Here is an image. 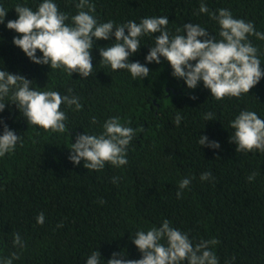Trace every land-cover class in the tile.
Wrapping results in <instances>:
<instances>
[{
  "label": "trees",
  "instance_id": "16d2710c",
  "mask_svg": "<svg viewBox=\"0 0 264 264\" xmlns=\"http://www.w3.org/2000/svg\"><path fill=\"white\" fill-rule=\"evenodd\" d=\"M18 2L35 9L39 0H0L9 9L0 24V61L8 71L34 80V86L62 95L72 89L82 108L61 105L70 135L28 125L15 104L6 105L0 113V119L21 134L22 141L13 153L0 157V257L16 252L19 259L13 264H85L87 256L98 249L105 260L120 251L138 259L141 253L130 234L166 218L188 232L194 243L216 238L219 264H264V152L236 151L229 126V120L243 108L264 116V78L248 95L217 100L202 82L188 89L171 75L163 58L160 64L147 65L148 77L134 81L126 70L113 71L100 63L95 45L92 74L70 77L62 70L31 62L13 45V36L19 34L7 29L6 23L17 18L13 7ZM77 2L56 0L59 9L70 15L78 11ZM204 2L210 13L228 8L235 17L253 21L257 30L264 31V0ZM93 3V15L102 22H139L145 16L163 15L169 18L167 28L172 34L183 23L194 22L218 36L215 20L198 12L200 0ZM249 39L260 49L264 63V41L255 36ZM108 43L96 41L101 47ZM142 43L151 45L154 39L145 36ZM147 45L130 59L144 63ZM208 111L215 114V120H204ZM178 112L182 120L177 125ZM112 116L138 129L128 146V163L119 168L106 163L99 171L87 170L83 161L73 164L67 147L71 141L84 130L98 133ZM199 135L219 141L220 148L200 147ZM205 171L213 178L201 181ZM253 172L257 175L249 181ZM113 177L119 178L117 183ZM184 177L192 181L178 198V182ZM40 212L45 214L43 225L36 223ZM16 232L25 241L23 249L13 246Z\"/></svg>",
  "mask_w": 264,
  "mask_h": 264
},
{
  "label": "clouds",
  "instance_id": "9594fccd",
  "mask_svg": "<svg viewBox=\"0 0 264 264\" xmlns=\"http://www.w3.org/2000/svg\"><path fill=\"white\" fill-rule=\"evenodd\" d=\"M77 12L69 14L59 9L56 0H39L35 9L27 3L18 2L13 7L16 19L8 20L6 28L14 30L12 43L18 47L33 63L48 65L51 70L59 69L72 77L78 73L87 78L93 72L92 49L96 46L100 63L110 66L113 71L126 70L132 79L143 80L149 76L150 63L166 60L171 75L184 82L188 89H195L201 82L210 91V96L220 100L225 96L240 97L264 78V63L261 62L260 49L252 43L249 36L264 41V31L257 30L253 21L237 18L228 8H219L210 13L204 0H200L199 13H208L218 26L217 34L211 33L199 23H183L172 34L167 25L168 16H145L139 22L127 20L117 24L113 20L99 21L93 15V0H78ZM8 8L0 3V24H3ZM158 33V35H154ZM150 36L151 45L143 44L142 39ZM98 40L110 41L101 47ZM142 45L148 46L144 63L133 61L130 57L137 53ZM39 51V54H38ZM72 89L68 94H61L51 88L39 87L34 80L23 74L8 71L0 61V113L6 105L15 104L28 125H35L52 132L70 135L68 117L61 108L74 106L80 110L82 104ZM195 98V97H193ZM214 113L205 112V121L215 120ZM182 120L179 112L175 116L178 125ZM92 124L96 117H92ZM233 130L230 140L236 145V151L264 152V116L249 108L241 109L229 120ZM102 130L85 131L71 141L69 160L87 170H102L106 163L122 167L128 163L127 151L138 129L122 123L118 116L106 119ZM200 147L219 149L220 143L210 140L207 135H199ZM22 143L21 134L10 128L0 119V157L13 153ZM257 173L249 174L252 181ZM212 173L205 171L200 180L212 179ZM118 177L112 182L117 183ZM191 177H184L178 182L177 197L191 184ZM103 203V201H101ZM44 212L36 216V223L43 225ZM62 227V225H58ZM141 253L138 259L128 258L126 252H113L107 260L98 249L86 258L85 264H219L214 246L216 238L200 240L194 243L188 232L173 226L170 220L162 219L159 225L139 228L129 236ZM14 247L23 249L25 241L19 232L13 234ZM19 259L16 252L7 257H0V264H13ZM228 264V262H226Z\"/></svg>",
  "mask_w": 264,
  "mask_h": 264
}]
</instances>
